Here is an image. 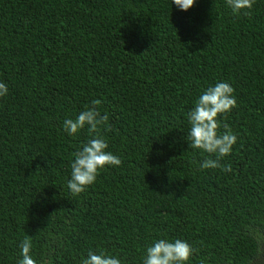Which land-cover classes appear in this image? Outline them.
<instances>
[{
  "label": "trees",
  "instance_id": "trees-1",
  "mask_svg": "<svg viewBox=\"0 0 264 264\" xmlns=\"http://www.w3.org/2000/svg\"><path fill=\"white\" fill-rule=\"evenodd\" d=\"M0 82V264L25 235L36 264H143L159 239L190 244L188 264H264V0L235 15L226 0H0ZM217 82L237 103L219 117L231 172L201 169L216 155L187 138ZM92 100L122 164L74 196L73 153L95 134L63 124Z\"/></svg>",
  "mask_w": 264,
  "mask_h": 264
},
{
  "label": "clouds",
  "instance_id": "clouds-1",
  "mask_svg": "<svg viewBox=\"0 0 264 264\" xmlns=\"http://www.w3.org/2000/svg\"><path fill=\"white\" fill-rule=\"evenodd\" d=\"M256 0H226L232 13L239 14L243 10L251 9ZM172 3L181 11H187L194 6L195 0H172ZM250 14V13H245ZM8 86L0 82V97L6 96ZM100 100H92L91 106H86L76 119H65L63 128L69 135L77 134L87 126L88 133L95 134L86 144L73 153L74 161L71 163V178L67 181V188L76 196L83 193L92 185L100 171L106 166H120L122 160L107 151L108 143L100 135L101 128L107 126L109 115L101 114ZM237 106L234 88L227 82H217L209 86L196 100L195 107L188 112L187 118L191 125L188 140L189 147L201 150L208 154H215V159H205L200 165L201 169L221 168L224 172H231V165L220 164V159L231 153L237 142V135L229 126L220 121L219 117L230 112ZM223 127L224 131L220 129ZM32 239L25 235L20 244L22 259L18 264H36L31 256ZM194 249L181 239L169 241L159 239L146 249L143 264H188L193 256ZM82 264H121V261L103 250L96 252L89 250L87 258Z\"/></svg>",
  "mask_w": 264,
  "mask_h": 264
}]
</instances>
